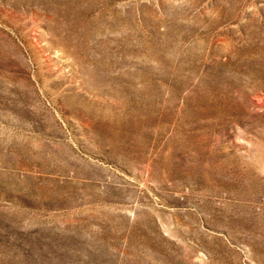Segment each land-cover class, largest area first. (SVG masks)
Masks as SVG:
<instances>
[{
    "label": "rangeland",
    "instance_id": "obj_1",
    "mask_svg": "<svg viewBox=\"0 0 264 264\" xmlns=\"http://www.w3.org/2000/svg\"><path fill=\"white\" fill-rule=\"evenodd\" d=\"M0 264H264V0H0Z\"/></svg>",
    "mask_w": 264,
    "mask_h": 264
}]
</instances>
